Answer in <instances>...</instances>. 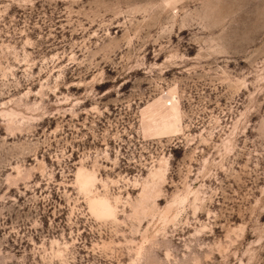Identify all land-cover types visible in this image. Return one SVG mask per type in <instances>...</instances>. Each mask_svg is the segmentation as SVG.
Segmentation results:
<instances>
[{
    "label": "rangeland",
    "instance_id": "374dc122",
    "mask_svg": "<svg viewBox=\"0 0 264 264\" xmlns=\"http://www.w3.org/2000/svg\"><path fill=\"white\" fill-rule=\"evenodd\" d=\"M0 264H264V0H0Z\"/></svg>",
    "mask_w": 264,
    "mask_h": 264
}]
</instances>
